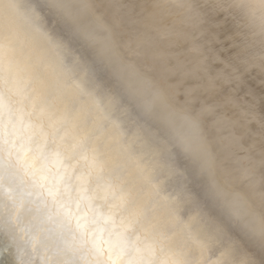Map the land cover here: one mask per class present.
<instances>
[{
	"label": "snow or ice",
	"instance_id": "1",
	"mask_svg": "<svg viewBox=\"0 0 264 264\" xmlns=\"http://www.w3.org/2000/svg\"><path fill=\"white\" fill-rule=\"evenodd\" d=\"M167 7L0 0L3 264H264V89Z\"/></svg>",
	"mask_w": 264,
	"mask_h": 264
},
{
	"label": "bare ground",
	"instance_id": "2",
	"mask_svg": "<svg viewBox=\"0 0 264 264\" xmlns=\"http://www.w3.org/2000/svg\"><path fill=\"white\" fill-rule=\"evenodd\" d=\"M91 2L99 3L100 0ZM148 2L168 5L169 7L164 9L165 13L175 16L178 27L184 29L193 24L197 12L204 11L201 5L220 2L226 6L227 13L221 15L213 25L214 31L210 39L197 43L208 42L220 60L235 63L242 71L247 68L245 87L251 86L256 91L259 117L261 90L264 89V50L256 48L255 45L259 41L264 46V0H148ZM189 5L191 7H187ZM239 25L248 27L250 32L247 34ZM253 37H257L255 42Z\"/></svg>",
	"mask_w": 264,
	"mask_h": 264
},
{
	"label": "water",
	"instance_id": "3",
	"mask_svg": "<svg viewBox=\"0 0 264 264\" xmlns=\"http://www.w3.org/2000/svg\"><path fill=\"white\" fill-rule=\"evenodd\" d=\"M239 27L243 28L245 31H247V34H248V32H250V29L248 27L245 28L242 25H239ZM256 39H257V37H253V41L254 42L256 41ZM262 45H263V43H260L258 41V43H257V45H255V47L264 50V46H262ZM11 258L12 257H11V255L9 254V252L6 249V246H5L4 242H3V239L0 238V264H3V261L11 259Z\"/></svg>",
	"mask_w": 264,
	"mask_h": 264
}]
</instances>
